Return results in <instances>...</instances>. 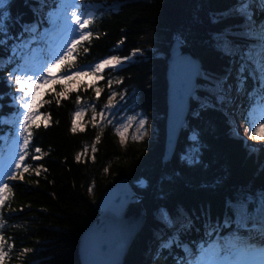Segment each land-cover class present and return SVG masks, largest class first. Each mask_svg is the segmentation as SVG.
<instances>
[{"label":"trees","instance_id":"16d2710c","mask_svg":"<svg viewBox=\"0 0 264 264\" xmlns=\"http://www.w3.org/2000/svg\"><path fill=\"white\" fill-rule=\"evenodd\" d=\"M48 1L52 3L8 0L5 6L7 44L0 45V117L9 118L17 111L18 86L8 79L18 62L13 48L18 46L17 53L21 52L23 42L32 43L33 34L38 39L41 27L49 25L44 20ZM239 2L80 1L93 11L89 25L93 35L79 44L63 69L91 66L115 54L128 57L137 51L139 55L130 64L105 70L98 75L101 80L87 88L82 83L67 90V80H55L51 89L44 90L38 113L48 123L36 120L30 126L32 147L25 161L29 170L8 182L11 192L0 206L6 264H81V235L99 217L103 195L121 179L146 197V223L124 264H188V255L236 226L260 228L264 224V141L252 146L244 141L245 129L240 128V122L248 125L257 102L254 91L259 81L249 66L254 67L252 59L264 46L260 31L264 5L253 16L236 11ZM178 38L198 57L202 73L178 152L164 163L166 72ZM239 67L243 72L237 79L243 78L244 93L236 104L219 101L223 91L219 83ZM98 87L102 89L99 96ZM121 92L130 93L134 109L150 117L151 138H129L124 144L112 124L97 125L93 120L109 95ZM82 106L92 108L89 120L85 128L76 126L73 132L75 113ZM11 133L10 123H0V137ZM35 147L41 152L34 153ZM33 154L40 158L32 160ZM259 233L264 231L260 228ZM185 245L190 248L184 250Z\"/></svg>","mask_w":264,"mask_h":264},{"label":"water","instance_id":"95a60500","mask_svg":"<svg viewBox=\"0 0 264 264\" xmlns=\"http://www.w3.org/2000/svg\"><path fill=\"white\" fill-rule=\"evenodd\" d=\"M202 64L188 43L180 38L172 45L166 72L167 114L162 161L169 162L178 152L182 132L191 113ZM156 177L154 183L159 179ZM140 197L126 179L115 183L102 197L101 212L83 231L79 241L81 264H124L146 223Z\"/></svg>","mask_w":264,"mask_h":264},{"label":"snow or ice","instance_id":"6c2138e0","mask_svg":"<svg viewBox=\"0 0 264 264\" xmlns=\"http://www.w3.org/2000/svg\"><path fill=\"white\" fill-rule=\"evenodd\" d=\"M262 4H264V0H260ZM7 5V0H0V45L7 44V31L4 26V18L6 17V12L4 11L5 6ZM248 6L247 0H242L241 8H246ZM77 7L76 0L75 5L71 8H66L63 0H61V10L63 12V20L66 26L67 32L69 33H78V35L73 36L69 41L71 43V47L67 49V51L61 53L54 62L50 63L47 67V71L50 74L53 68L61 67L64 68V65L67 61L72 59V53L76 51L77 46L85 40H90L92 38L93 32L89 29V25L93 23V13L89 12L87 9L79 14L74 10ZM71 10V15H68V12ZM50 20L53 24L56 23V19L50 17ZM71 25H75L72 27ZM261 34L264 36V28H261ZM18 46L13 48V56L17 54ZM11 60V58H9ZM129 59L125 57L124 60ZM249 59H252L250 54ZM124 60L112 56L110 58L104 59L100 62L95 63L94 65L88 66L87 70L83 67H77L76 70L70 71L65 69V75L63 77H59L58 79L63 80H71L74 76H87L93 75L94 78H102L97 77L98 73H101L105 68L116 69L123 65ZM3 63V61H0ZM42 72V69H40ZM23 73V74H17ZM254 73H258L259 75V83L264 89V46L261 47L259 52V58L255 60L254 63ZM8 79L17 87V91L21 93V95L17 98H14V103H18V108L15 114H13L9 118L0 117V123H11L13 125V131L9 137L5 139L11 140V162L7 169L3 173H0V206L5 204V201L8 199V194L11 192V187L6 181H14L18 178L23 177V172H27L29 168L25 166V161L29 157V149L32 147L31 140L33 137V132L30 130V126L35 123L36 115L33 112V107L37 101V89L39 88L41 82L43 84H49L54 82L53 78L50 80L47 76L39 74L36 70H29L27 66L18 67L14 73H10ZM111 84V81H109ZM60 95H64L60 93ZM96 95H100V90L96 89ZM115 94L113 93V96ZM30 97V99H29ZM79 100V98H78ZM106 107L111 108L115 107V105L111 102V98L109 100V104ZM23 109V111H20ZM82 111H77L75 113L76 117L81 116ZM101 117H103V113H100ZM96 117L93 116V120ZM132 123V120H129V124ZM39 127V125H36ZM145 126V121L143 119L139 120L137 132L139 133L140 129H143ZM250 127L254 130L252 131V136L257 137V133L260 131V128L264 127V121H261L259 127L256 126L255 123H250ZM72 131H76V124L73 121ZM127 131V125L124 126L123 130L120 128L116 129L117 135L121 137V142H124V132ZM143 134L134 136L133 139L142 138ZM99 140V136L96 138ZM34 153H40L41 149L35 147L33 149ZM92 151L95 152V147L92 148ZM39 156L32 155V159H39ZM76 159L79 161L80 156L78 155ZM23 168V172L19 170ZM37 175L39 173L37 172ZM91 192L92 189L89 188ZM261 211L264 213V204L261 206ZM4 227L3 220L0 219V228ZM255 227V225L253 226ZM262 231H264V224L260 225ZM171 242H169L170 244ZM11 248V245L8 246ZM250 246H245V251H248ZM27 251V250H25ZM217 258L215 260L209 261L207 254L202 253L200 257L197 258L196 264H253L252 261H249L246 258H233L232 253L224 252L223 248H217L216 250ZM256 255L259 256L258 264H264V248L254 250ZM223 253V255H221ZM8 252L5 251V242L3 236H0V262H3L7 258ZM237 255H239L237 253Z\"/></svg>","mask_w":264,"mask_h":264},{"label":"rangeland","instance_id":"374dc122","mask_svg":"<svg viewBox=\"0 0 264 264\" xmlns=\"http://www.w3.org/2000/svg\"><path fill=\"white\" fill-rule=\"evenodd\" d=\"M7 2H8V0H7ZM78 2H79V0H76L77 7L74 10L79 14L80 12L85 11V9L80 8V5H78ZM63 3H64L66 8H71L72 6L75 5V0H63ZM241 3H242V0H240L239 5L237 7H235V10L238 12H243V13L245 12V13H248V14L253 15V16H256L258 14V10L260 9V7L264 5L260 2V0H247L248 6L246 8H241ZM4 11L6 12L5 8H4ZM89 11L92 12L91 10H89ZM51 15H52L51 17H53L54 19L61 18L60 27H66L64 24V20H63V12L61 10V1H60V5L57 6L56 10H54V13ZM68 15L69 16L71 15V10L68 12ZM71 26L75 27V25H71ZM75 35H78V33H75ZM33 39H35V36L33 37ZM117 49L118 48H116V50ZM260 49L261 48L258 49L255 57L253 58L254 63H255V60L259 58ZM138 55H139V52L133 51L131 53V55L128 56L129 59H127V60H124L125 57H123L119 54H115L114 56L124 60V62H132V61L134 62ZM107 69H111V68L110 67L105 68L102 70V72H104ZM252 69L253 70H251V73H254V67H252ZM85 70H87V67L85 68ZM242 72H243V68L239 67L235 70L234 74L232 76H230L226 81L219 83L220 87H222V89H223L221 96H219V101H222L223 99H228V100H232L233 104L237 103V100H239L241 97L240 95L242 93H244V90H245L243 78H242V80L237 79L238 77L242 76L241 75ZM54 73L55 72H54V68H53L52 72L50 74H48L47 77L52 78L54 76ZM101 73H98L97 77H101V76H98ZM255 75H256V73H255ZM256 77H257V75H256ZM258 78H259V76H258ZM99 80H101V78H94L93 75H91V74L87 75V76H74L72 78V81L69 84H67V90L76 89L83 82L85 83L86 88H87L91 84H93ZM41 85H43V84L41 83ZM50 87H51V85L45 86V88H48V89H51ZM96 89L100 90V95H101L102 89L100 87H98ZM238 92H240V94H238ZM20 95L21 94L17 95L16 98L19 97ZM110 98H111V102L115 105V107H111V108L106 107V105L109 104ZM29 99H30V97H29ZM106 105L103 106V108L98 113L93 115L96 117L95 122L97 125H103V124H108V123L112 124L115 127V130L118 128L123 130L124 126L127 125V131L124 132V137H125L124 142H123L124 144L127 143L129 138L133 139L134 136H137L140 134H143V135H142V138H140L139 140L148 139V138H151L153 136L154 126L152 124L150 117L147 116V114L143 110L134 109L135 103L133 102V99H132L130 93L121 92L119 94H115L114 96L112 93L109 95L108 103ZM225 107H226L225 109H228V110L234 109V107H229L226 105H225ZM91 109L92 108L90 106H82L81 108H79L77 110V111H82L81 116H79V117L75 116V124H76V126H78V129L82 130L83 128H85V121L89 120L88 112H90ZM257 110H258V117L256 118L257 122H254V123L256 124L257 127H259L260 122L264 121V100H263L262 104L258 106ZM21 111H23V109ZM100 113H103V117H101ZM130 119L132 120L131 124H129ZM140 119H143L145 121V126L143 129H140V131L138 133L137 128H138V124H139ZM38 120L42 121L43 124L48 123V119L46 117L45 118L38 117ZM247 126H249V124L246 126H243V123L240 122V128L245 129L243 131L244 137H245L244 141L250 143L252 146H257V145L261 144L264 141V127L260 128V131L257 133V137L254 138L252 136V131L254 129L251 127H247ZM192 137H194V136H192ZM7 146H9V147H7L9 149L6 152V154L5 155L0 154V171H1L0 173H3L5 171V169H7V167L9 166V164L11 162V160H10V158H11V152H10L11 151V140H9L7 142ZM33 155H36V154H33ZM36 156H38V155H36ZM31 159H32V157H31ZM32 160H35V159H32ZM6 182H8V181H6ZM259 230H260V228H255L254 232H246V233L240 231V233H242L248 237V243L243 244L244 246L242 248L238 247V245H235L236 241L241 242V239H243L242 236H239L240 233L235 232L234 235H230L229 233H227L226 235H221L220 238L216 239V241H213V243H214L213 248H208V247L204 248V250L201 253H199L198 257H200L202 255V253H205V254H207L208 260L212 261V260H215L217 258L216 251H215L217 248H223L224 252H229L231 249L238 250V251H244L245 246H250L251 248H253L252 245H254L255 241L264 242V237H259L257 235ZM236 231H239V230H236ZM187 247L188 246H185L184 250H186ZM222 255H223V253H222ZM5 261L6 260H4L3 262H0V264H6ZM249 261H252L253 264H258L259 256L255 254L254 259L249 260ZM196 262H197V259L195 260V262L193 264H196Z\"/></svg>","mask_w":264,"mask_h":264},{"label":"bare ground","instance_id":"6f19581e","mask_svg":"<svg viewBox=\"0 0 264 264\" xmlns=\"http://www.w3.org/2000/svg\"><path fill=\"white\" fill-rule=\"evenodd\" d=\"M56 33L57 34H60L61 32L60 31H57ZM65 37L66 36H64L62 38V40H65ZM124 64H127V62L124 63ZM242 238H243V240L246 239V237L244 235H242ZM243 246L244 245L242 243H240L238 247L242 248ZM252 247L253 248L250 247L248 251H245V250L244 251H238V250L231 249L230 252L232 253V257L233 258H241V257H243V258H246L248 260H252V259H254L255 254H256V252L254 250H258L260 248H263L264 247V242H262V241H255L254 242V245H252ZM237 253L239 255H237Z\"/></svg>","mask_w":264,"mask_h":264}]
</instances>
